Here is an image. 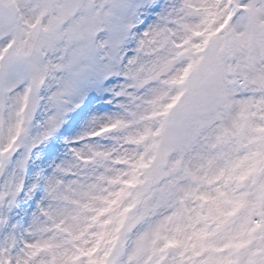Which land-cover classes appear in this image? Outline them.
Wrapping results in <instances>:
<instances>
[{
    "label": "snow or ice",
    "instance_id": "snow-or-ice-1",
    "mask_svg": "<svg viewBox=\"0 0 264 264\" xmlns=\"http://www.w3.org/2000/svg\"><path fill=\"white\" fill-rule=\"evenodd\" d=\"M0 264H264V0H0Z\"/></svg>",
    "mask_w": 264,
    "mask_h": 264
}]
</instances>
